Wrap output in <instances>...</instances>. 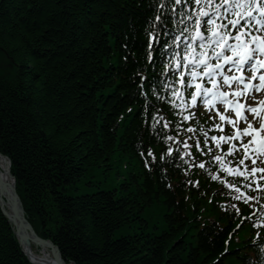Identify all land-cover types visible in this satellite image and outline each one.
<instances>
[{
    "label": "trees",
    "instance_id": "trees-1",
    "mask_svg": "<svg viewBox=\"0 0 264 264\" xmlns=\"http://www.w3.org/2000/svg\"><path fill=\"white\" fill-rule=\"evenodd\" d=\"M162 4L0 0V52L16 67L0 75V153L28 220L68 263L225 264L238 256L226 246L230 228L201 230L207 197L192 191L186 200L184 187L169 186L181 173L175 164L147 168L142 159L163 132L150 126L139 89ZM100 169L111 189L74 194ZM135 225L140 233L115 238ZM0 264H31L1 208Z\"/></svg>",
    "mask_w": 264,
    "mask_h": 264
},
{
    "label": "bare ground",
    "instance_id": "bare-ground-1",
    "mask_svg": "<svg viewBox=\"0 0 264 264\" xmlns=\"http://www.w3.org/2000/svg\"><path fill=\"white\" fill-rule=\"evenodd\" d=\"M142 157L145 163L149 162L148 158L144 156ZM15 184L16 179H14L11 173L10 160L7 156L0 153V203L6 212V215L9 217V221L14 228L16 238L22 250L24 251L28 261L32 264H60L56 258V253L50 246H45L43 243L35 240L34 238L26 236L23 231L19 229V224L15 217H19L21 219L26 217V214L24 209V212L21 211L20 203L17 202ZM180 186L181 185L177 186L178 190ZM194 204L196 205L195 202Z\"/></svg>",
    "mask_w": 264,
    "mask_h": 264
},
{
    "label": "rangeland",
    "instance_id": "rangeland-1",
    "mask_svg": "<svg viewBox=\"0 0 264 264\" xmlns=\"http://www.w3.org/2000/svg\"><path fill=\"white\" fill-rule=\"evenodd\" d=\"M16 67L15 65L5 56V54L3 52H0V75H3L5 77H12L15 73ZM104 169V168H103ZM105 176H109L108 173H105L102 171V169L95 171L94 172V177L93 178H86L84 179L83 183L79 186V191L78 192H74V194L80 193V194H85V193H94L96 191H98V189L100 188L101 190H109L111 189V185L106 184L105 180L106 177ZM115 177V176H114ZM95 183V185H91L90 183ZM114 182L115 185H117L118 182V178H114ZM111 184H114L113 182H111ZM149 216V214H148ZM140 228H142L143 226L139 223ZM137 226L135 225L134 229L131 228H123L121 230H119L116 234H115V238H121L123 236H127V235H133V233H140V230H137ZM162 231L161 230H154V228H151L149 233H157L160 234Z\"/></svg>",
    "mask_w": 264,
    "mask_h": 264
},
{
    "label": "water",
    "instance_id": "water-1",
    "mask_svg": "<svg viewBox=\"0 0 264 264\" xmlns=\"http://www.w3.org/2000/svg\"><path fill=\"white\" fill-rule=\"evenodd\" d=\"M15 188V187H14ZM15 192L17 193L16 191V188H15ZM17 202L20 203V208H21V211L24 212V208H23V204H22V200L20 198V196L18 195L17 193ZM0 207H1V210L4 214V216L9 220V217L6 215V212L4 211L3 207L1 206V203H0ZM15 219L18 221V224H19V229L21 231H23V233L28 236V237H32L34 238L35 240L43 243L45 246H50L54 252L56 253V258L57 260L59 261L60 264H67L64 259H63V256L61 254V252L59 251L58 247L55 246L51 241H46L42 238H40L36 232L34 231L33 227L31 226V224L28 222L27 218L24 217V218H19V217H15Z\"/></svg>",
    "mask_w": 264,
    "mask_h": 264
},
{
    "label": "snow or ice",
    "instance_id": "snow-or-ice-1",
    "mask_svg": "<svg viewBox=\"0 0 264 264\" xmlns=\"http://www.w3.org/2000/svg\"><path fill=\"white\" fill-rule=\"evenodd\" d=\"M237 7H240V5H237ZM248 7H249V8H252L251 5H248ZM256 7H259V5H256ZM261 11L264 12V8H261ZM248 14L251 15V12L249 11ZM237 23H238V21H237ZM255 51H256L255 48L251 50V52H255ZM260 52H261L262 55H264V48H261V49H260ZM247 59H251V53H249V54L246 55V56H241V62H244V61L247 60ZM262 66H264V62H262ZM261 79H264V77H261ZM193 99L195 100V97H193ZM251 111L254 112L255 109H251ZM221 118L223 119V117H221ZM248 135L251 136L252 133L249 132ZM217 159H219V157H217ZM201 167H203V165H201Z\"/></svg>",
    "mask_w": 264,
    "mask_h": 264
}]
</instances>
